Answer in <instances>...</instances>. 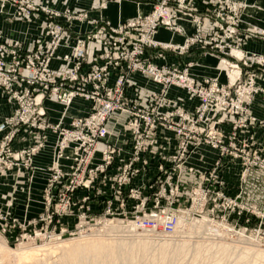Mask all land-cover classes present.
Segmentation results:
<instances>
[{"label":"built area","instance_id":"2783aa9c","mask_svg":"<svg viewBox=\"0 0 264 264\" xmlns=\"http://www.w3.org/2000/svg\"><path fill=\"white\" fill-rule=\"evenodd\" d=\"M95 1L104 9L123 0ZM148 1V14L111 25L76 7L56 10L34 0H0V14L9 23L47 13L32 49L5 38L0 30V90L15 105L0 128V173L34 166L48 133L56 134V161L71 149L74 165L66 171L54 160L49 169L45 211L50 218L114 215L134 202L139 211L151 197L158 202L167 198L159 189L162 185L175 187L179 197L182 176L196 173L190 160L202 146L217 153L206 171L209 185H226L219 172L233 164L243 168L244 180L250 170H264L263 147L253 137L240 138L242 131L264 128V120L252 113L255 99L264 100V85L259 83L264 54L243 48L251 40H264V29L241 27L240 11L246 4L237 0ZM181 20L191 23L195 32L187 34ZM77 24L91 28L78 31ZM160 29L182 35L184 43L158 41ZM195 46L202 47L204 56L233 57L235 61L220 59L226 82L193 77L191 63L180 68L157 62L167 50L184 54ZM63 48L68 50L61 56L68 69L56 72L52 62ZM136 74L159 90L141 95L133 81ZM174 87L198 100L197 105L190 110L172 98ZM77 98L88 103L83 115L65 122V111L58 123L48 120L47 100L68 110ZM24 131L38 140L16 149L14 142ZM175 224L169 222V230Z\"/></svg>","mask_w":264,"mask_h":264},{"label":"rangeland","instance_id":"374dc122","mask_svg":"<svg viewBox=\"0 0 264 264\" xmlns=\"http://www.w3.org/2000/svg\"><path fill=\"white\" fill-rule=\"evenodd\" d=\"M41 6L60 10L50 5ZM249 9L250 5L241 9V21ZM39 14L29 19H37L41 33L47 13ZM255 27L264 29V26ZM248 43L243 46L244 51H249L245 50ZM215 55L219 58V71L227 78L220 59L235 60L230 55ZM70 108L65 110L64 107V112L68 113ZM47 118L49 120V116ZM54 158L53 161L56 164L60 161L62 166L64 156L56 161L55 153ZM205 167L199 165L196 173L183 174L185 182L181 185V196H177L175 187L162 185L159 189L167 198H160L158 202L150 196L145 209L139 211L134 202L114 215H89L82 220L77 216L54 214L50 218L52 214L45 211V187L42 212L32 219L15 217L9 210L14 207L13 203L8 202L0 206L4 215L9 216L5 221L0 214V264L11 261L13 264H58L65 252L74 254L77 264H264V170L253 169L261 172H258L260 184L248 183L253 170L247 173L245 180L241 178V167L235 173L228 169L219 172L226 179V185L218 182L209 185L205 176L211 167L204 170ZM32 171L35 166L25 167L20 172L17 169L5 171L0 176L15 172L26 176L31 183ZM13 219L18 223L13 224ZM169 222L176 223L172 230L168 228ZM202 222L204 224L199 226ZM96 240L126 242L128 247L130 244L133 247H124L123 251L121 247L119 252L105 257L92 250V242ZM140 242L145 243V248L141 249Z\"/></svg>","mask_w":264,"mask_h":264},{"label":"crops","instance_id":"0c3cea01","mask_svg":"<svg viewBox=\"0 0 264 264\" xmlns=\"http://www.w3.org/2000/svg\"><path fill=\"white\" fill-rule=\"evenodd\" d=\"M34 1L38 5H50L51 7L61 10L76 7L81 11H87L91 17L101 19L111 25H117L138 15H146L152 9V5L148 0H123L122 2H112L104 9H100V4L95 0ZM237 1L250 5L251 8L248 13L243 15L244 20L241 23L242 28L254 25L264 26V0ZM1 5H3L2 2H0V8ZM37 22V19L34 18L28 20H15L14 22L9 23L4 19V15L0 14V30L3 32L5 38L20 40L24 42L27 49H32L34 47L35 40L39 36L40 25H38ZM180 23L187 34H193L195 32L191 23L184 20H181ZM90 28L91 26L89 24L76 25V29L82 32L88 31ZM156 39L174 45H182L184 43V37L182 35L172 33L167 29H160L156 35ZM245 50L264 54V40L249 41L245 46ZM67 51L68 50L65 48L61 49L58 57L53 60L52 67L56 72L68 69V65L65 64L61 58V56ZM157 62L162 65H174L180 68L191 63L189 72L193 77L197 79L218 78L221 82L227 81L225 73L220 72L218 69L219 58L216 56H204L199 46L191 48L189 52L184 54L167 50L165 51V56L160 58ZM259 78V83L264 85V72L261 71L259 73ZM133 81H136L138 87H140L141 95L148 91L159 90L160 88L158 85L148 81L140 74L134 75ZM128 93H133L130 88L128 89ZM170 96L184 101L185 107L190 110L198 103V100L192 99L186 91L176 87L170 90ZM45 106L47 108L49 121L55 124L58 123L63 117L64 107L55 100H47ZM87 107L88 103L86 101L77 98L64 117V121L69 122L71 118L83 115L86 112ZM14 109V103L6 98L0 90V128L5 124L6 117L13 114ZM252 112L255 116L264 120V100L261 97L255 99ZM116 129L119 128L116 127ZM118 131L119 130H117V132ZM117 132H115V134H117ZM3 134L4 132L0 129V138ZM252 137L257 144L264 149V128H258L254 131L246 130L244 132L242 131L240 134V138L247 141H250ZM47 139V146L34 158L35 171H32L33 174L31 173V175H33L31 183L28 182L29 180L26 176H19V174H16L15 172L0 176V206H6L8 202L13 203L14 207H11L9 210L15 217L21 220L32 219L39 215L42 210V192L47 183L49 168L53 163L57 135L54 133H48ZM37 140L38 137H33L28 132L24 131L17 137L14 142V147L16 149L27 147L33 145ZM216 156V151L209 147L202 146L193 154L190 163L197 169L199 165H205L206 167L204 170H206L208 167L213 166ZM73 164V153L71 149H68L62 159V168L66 171H70L72 170ZM227 169L232 170L235 173V171H239V169L241 170V166L239 164H233ZM258 172L261 174L260 171ZM258 172L255 170L251 172L248 178V183H251L252 185L260 184L261 177H258Z\"/></svg>","mask_w":264,"mask_h":264},{"label":"bare ground","instance_id":"6f19581e","mask_svg":"<svg viewBox=\"0 0 264 264\" xmlns=\"http://www.w3.org/2000/svg\"><path fill=\"white\" fill-rule=\"evenodd\" d=\"M203 224L204 223L202 222L201 224L199 223L198 225L200 226V225H203ZM139 246L142 249V248H145L146 245H145L144 242H140ZM0 247H2V245H0ZM124 247L126 249H129V248L133 247V244H130V246L128 247V244H126V242H110V241H107V240H96L95 242H92V250L96 251V253L103 254V256H105V257L112 256L113 254H115V253L119 252L120 250H122ZM118 249H120V250L118 251ZM77 262H78L77 258H76V256L74 254H70L68 252H65V253H63L60 261L58 262V264H77ZM9 264H13L12 261Z\"/></svg>","mask_w":264,"mask_h":264}]
</instances>
